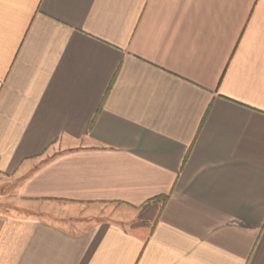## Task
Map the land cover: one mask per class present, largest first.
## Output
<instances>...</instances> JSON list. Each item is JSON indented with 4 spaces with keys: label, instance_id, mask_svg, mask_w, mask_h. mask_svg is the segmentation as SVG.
Returning a JSON list of instances; mask_svg holds the SVG:
<instances>
[{
    "label": "crops",
    "instance_id": "crops-1",
    "mask_svg": "<svg viewBox=\"0 0 264 264\" xmlns=\"http://www.w3.org/2000/svg\"><path fill=\"white\" fill-rule=\"evenodd\" d=\"M0 264H264V0H0Z\"/></svg>",
    "mask_w": 264,
    "mask_h": 264
},
{
    "label": "rangeland",
    "instance_id": "rangeland-1",
    "mask_svg": "<svg viewBox=\"0 0 264 264\" xmlns=\"http://www.w3.org/2000/svg\"><path fill=\"white\" fill-rule=\"evenodd\" d=\"M18 182L0 175V212H9L16 202L15 194Z\"/></svg>",
    "mask_w": 264,
    "mask_h": 264
}]
</instances>
